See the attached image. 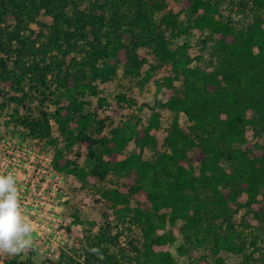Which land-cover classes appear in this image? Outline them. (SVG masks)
Wrapping results in <instances>:
<instances>
[{
	"label": "trees",
	"instance_id": "1",
	"mask_svg": "<svg viewBox=\"0 0 264 264\" xmlns=\"http://www.w3.org/2000/svg\"><path fill=\"white\" fill-rule=\"evenodd\" d=\"M223 1L182 0L187 23L181 25L165 0H0V54L14 56L9 68L0 55V77L23 97L28 86L52 106L11 116L25 137L53 146L54 173L110 184L102 187V198L120 220L139 228L127 264H175L169 250L153 247L176 241L157 231L177 222L184 241L196 247L207 242L201 229L213 234L209 252L217 264H224L220 252L242 256L241 264H264V247L256 259L245 253L233 221L240 207L264 199V145L257 149L246 137L249 126L253 137L264 140V0L235 2L250 17L246 23L222 14ZM41 11L52 23L46 41L38 44L26 30ZM191 29L203 34L196 53L189 40L179 41ZM142 47L155 66L167 69L157 84L165 87L166 99L137 105L120 94L129 109L146 107L150 114L145 123L127 115L103 134L97 113L103 99L98 96V107L91 110L86 96L96 95L119 67L148 81L141 75ZM72 53H79L80 61L67 60ZM11 100L23 102L16 95ZM162 120L166 126L158 139L152 130H159ZM54 128L61 140L52 136ZM132 141L135 149L125 154ZM77 144L86 150V165H80L78 152L71 153ZM241 195L244 203L238 201ZM133 197L143 200L133 206ZM98 253L89 254L87 262L118 264L105 249Z\"/></svg>",
	"mask_w": 264,
	"mask_h": 264
},
{
	"label": "rangeland",
	"instance_id": "2",
	"mask_svg": "<svg viewBox=\"0 0 264 264\" xmlns=\"http://www.w3.org/2000/svg\"><path fill=\"white\" fill-rule=\"evenodd\" d=\"M233 1L234 4L230 0H224L220 8L221 13L229 14L235 20L246 23L250 17L242 14L235 3L238 0ZM165 2V9L178 12L179 23L186 25L182 0H165ZM85 4L84 2L83 6ZM8 23L14 25L12 20ZM51 23V17L41 11L28 23L30 30H26V34L38 44L43 43L50 32ZM202 37L203 34L200 31L191 29L186 36L180 37L179 41L189 40L191 53H196L199 51ZM89 39H92V35ZM138 53L140 58L146 60L142 65L141 75L143 78L147 76L148 81L143 82L142 77L140 79V77L128 75L124 72V68L119 67L112 80L98 86L96 95L86 96L91 110L98 107V96L103 99L99 102L100 107L97 110L99 118L104 123L103 134H108L127 115H139L145 123L150 114V110L146 107L142 111H138V107L129 109L125 102L118 99L120 94H125L127 98H134L137 105L138 103L153 105L156 101L166 99L165 87L159 88L157 84L161 77L168 73L167 69L155 66V62L148 56L147 48H139ZM0 55L6 57L8 67L12 68L13 54L1 52ZM70 57H75V61L81 59L79 53L69 54L66 59L69 60ZM27 87H25L27 95L23 97L0 77V105H3L0 108V173L11 172L16 177L21 212L33 229L31 246L16 254L0 253V264H89L86 257L89 254L99 256L98 249H105L108 254L114 255L118 259V264H127L129 258L134 255L133 246L139 240V228L128 223L127 220H120L109 208L107 201L102 198L100 194L102 187H110V184L99 182L91 176L81 179L72 174L54 173L50 165L53 146L45 141L28 139L21 132V127L15 124V119L11 115L16 111L18 116H22L27 114L29 109L52 108L46 102H41L40 94L27 90ZM14 95L22 97V104H15L11 100ZM160 125L159 130H152L158 139H161L164 134L165 120H162ZM93 126L95 128L96 124L93 123ZM253 135L254 131L248 126L247 140L253 144L256 142V148L261 149L264 140ZM52 136L61 140L55 128ZM60 143L64 145L63 141ZM134 149L132 141L127 146L125 154ZM77 152L81 156L80 165H86L84 158L86 150L77 144L73 146L71 153ZM145 156H150V153H145ZM220 163L227 170L229 169L225 159H221ZM193 165L197 172L198 164L193 163ZM259 199L256 204L240 207L233 219L235 229L240 234L239 238L245 243V253H250L252 258L257 257L264 247V199L261 196ZM142 200L133 197L131 204L135 206L136 202ZM238 201L244 203L246 196L241 195ZM249 209L262 210V212L259 211L261 215L257 217L254 212L247 211ZM180 225V222L175 225L167 223L163 230L157 231V233L175 235L176 241L172 244L154 245V250H169L175 259V264H196L198 261L201 264H217L216 256H212L209 252L211 246L209 239L213 234L205 233L204 229H201L200 237L206 236L207 242L203 246L196 247L184 241L179 230ZM251 241L259 247L260 251L254 249ZM180 247L184 248V254H180ZM219 256L224 264H241L243 261L240 255L220 252ZM95 264L103 263L96 260Z\"/></svg>",
	"mask_w": 264,
	"mask_h": 264
},
{
	"label": "clouds",
	"instance_id": "3",
	"mask_svg": "<svg viewBox=\"0 0 264 264\" xmlns=\"http://www.w3.org/2000/svg\"><path fill=\"white\" fill-rule=\"evenodd\" d=\"M32 225L21 212L17 179L0 173V253L16 254L32 244Z\"/></svg>",
	"mask_w": 264,
	"mask_h": 264
}]
</instances>
